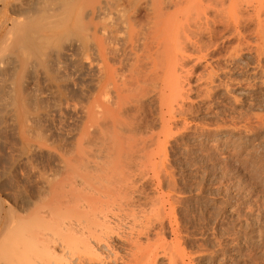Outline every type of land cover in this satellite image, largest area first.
<instances>
[{
	"label": "rangeland",
	"instance_id": "obj_1",
	"mask_svg": "<svg viewBox=\"0 0 264 264\" xmlns=\"http://www.w3.org/2000/svg\"><path fill=\"white\" fill-rule=\"evenodd\" d=\"M23 1L21 0H18V1L17 0H0V37H1L0 45L5 46L6 53L5 52L4 53L7 56L9 54L14 55V56L11 55L13 70L11 67V69L8 70L6 73L7 69L4 68L5 67L3 66L4 64H2L0 68L4 70V73H2L3 75L5 73H6L5 75H8L9 74L8 72L12 70L9 76L4 75V78H3L4 80L2 79L3 75H1L0 77V80L4 81V82H0L2 83L3 88L5 89L8 88L6 90L9 91L8 92L4 90L3 88H0L1 90L0 92L8 93V95L6 93H5L6 95L0 93V96H1L0 102L1 101L3 102L5 100L3 104L2 102L0 103V106L2 108L0 109V225L4 222H8L10 220L9 217L12 214H13L12 215L13 219L15 218V215L17 213H18L17 215L21 216V218L22 216H25V214H28L29 216L28 215L27 216L30 217V215L35 213L34 209L36 210L38 205H42L43 207V204H44L47 207L49 204H52V206H50L52 208L53 202H51L50 201L51 199L49 200V198L50 196H52L51 192L54 191L53 188L55 187V185L52 188L50 187V185H52L51 183L59 184L58 182H60L62 185L64 183L65 185H63L64 186L63 190H67L69 188L68 187L69 183H65V182L62 183L61 181H67L69 179L68 182H70L71 178H74L73 174L75 173V171L78 170L77 172H81L82 170H85L83 169L85 168V166H87L88 168L91 167V169H93L92 167H97V165L99 166L103 164L102 163L103 151L100 150L98 146L99 144L96 143L97 141L99 142V140L98 138H96L97 137V135L95 134L96 132L92 133V131H94V129H92L93 128L92 124L89 126V123H91L90 121L91 117L89 120L90 122L88 121V117L90 114L89 109L92 110L91 102H93L92 100L94 99V96L96 94L94 93L96 89L95 84L98 81L101 82V79H102L101 77L102 74L101 76L98 74L101 68L97 66L95 67L94 61L96 60L97 57L94 58L96 56L95 54H94L95 56L93 55V53H95L93 51L94 48L92 46L94 45V41L92 43L93 38L90 36L92 32V27H91L92 25L90 26V24L92 23L91 22L92 14H91L90 7L92 6L93 0H68V1L62 0L63 2L61 0H59V2H57L58 0H34L35 2L33 0H29L30 2H27V0H25V2L28 3L26 6H25L26 4L25 2L21 3ZM145 1H147L148 3H146ZM31 3H34L33 7L35 6L34 8L36 9L34 8L33 9L35 10V12H38V13L32 12L34 10L31 9L32 7L31 8L29 7L32 5ZM19 4H22V5H19ZM146 4H148V7H149V0H124V2L122 1V5H125L124 8L127 10L129 8L128 11L126 10L128 14L129 12H132V11L134 12L136 10L135 11L136 13L132 12L130 13V15L131 17L133 15L135 16V18L134 16L132 17L135 21L138 20L137 22L139 23L136 22L137 25L142 23L143 26H145L144 24L147 25L148 20H149L148 17L150 16L149 14H151V11H149L150 8H147ZM15 5L17 7H15ZM61 5L62 6L64 5V7H62ZM23 6H25V9L28 10L29 8L31 10L27 11L24 9ZM41 7L45 10V13L43 12V9ZM46 7L48 9L47 11L50 12V13L48 12V15L53 13L50 15V18L46 14ZM59 8L61 9L59 10ZM170 8L169 10H173L172 6H170ZM37 9L42 10V13L40 12V14H42V17L39 16L40 10L36 11ZM62 10L65 11L66 13L65 12L64 13L67 15H65ZM36 14H38L37 15L38 17L42 18L41 19L42 21L46 20V19H43V15L46 14L47 16L45 15V17H48L47 21L42 22V23L41 21L38 22L39 24L38 26H36V28L38 29L40 27L39 32L41 28H44V23H45V28H46V25H47L46 23L47 22L49 23L48 19H50V22H52V25H53V18L51 16L54 14H56V16H54V22L55 21L60 22L61 21L60 17H62V19L64 20L69 18V20H65V23L62 20L63 21L62 25L67 24V26L64 25L66 27L63 26L64 29L60 27L61 25H59L60 27L59 29L57 27L51 28V31L53 29L52 31L53 33L56 32L54 34H51L52 32L50 31V29L49 31L51 33L48 30L43 31L42 29V31L40 32L41 34L40 35L38 31L36 30V28L34 30H36L37 32H35L33 28H31V30H27V29H30L28 28L29 25L30 27H32L37 24L35 19H38L39 21L40 18H37ZM27 16L29 17L28 19H30L31 16L33 18L34 16L36 17L33 19L34 22H32L31 20L32 18L30 19L31 20L30 22H32L34 25L33 24L28 25L29 21L28 19L27 20L25 19L27 18ZM63 16L65 17L63 18ZM19 17H21L22 19L21 24H26L25 21H27V25L25 27V29L27 30V33H26V30L23 29L24 26L22 27L21 25L19 26V24H17L19 28L15 27L16 22H18L16 19L20 21ZM57 17L60 19L59 21ZM73 18L74 19L76 18V19L74 20ZM72 20L74 21L72 22ZM76 25H78V27L80 26V28L78 29V27H76L77 28L76 29L75 28ZM13 26H14V29H13ZM20 29H22L23 31L25 30V34H26L25 38H22L23 33L21 34L22 30L20 31ZM65 29H67L68 31H64ZM72 30L74 31V33L76 32L75 34L76 36L72 34L73 33ZM31 31L33 33L35 32L34 33L35 35L42 36V37L35 36L33 33H31ZM11 32H13V34ZM42 32L43 34L46 32L45 33V35L47 34L46 37L49 36L51 39H49V37L45 38V36L42 35ZM69 32H70V35H68ZM6 33L7 35L8 34L10 35L9 36L10 38L6 35ZM59 33L61 34V36L59 35ZM5 35H6V38H4ZM52 35H57V36L53 37ZM225 35H228V34L223 33L222 37L220 36L217 38L218 43L220 42L219 44L224 43L223 44V46L225 45L224 47H226V44L228 42L231 43V41H229L228 39V36H225ZM62 36L66 37L67 41L75 40V41H78L77 43H80L82 45L80 47L81 50H77V51L74 50L72 52L73 54L75 53L74 54L75 58L73 55H72L73 58L71 57V59H69L68 57L67 59L63 58L65 59L63 65H62L63 59L61 60V58H59L60 61L53 60L54 62L52 60H51L52 62L49 61L50 58H48L49 60L47 59L48 56L51 57L49 53L51 54L53 52L55 53L57 48L61 50L62 48H59V47H63L65 45V43H63L65 42L63 41L65 38H63ZM67 36L70 39H68ZM17 37H19L18 41L16 40ZM223 37L225 38V40H223ZM40 38L41 39L44 38V40L43 39L42 40L46 42L45 43L41 42L42 40ZM221 38L223 41H221ZM20 39L21 40L24 39V41H21ZM230 39L234 41L232 37ZM39 41L41 42L40 44H42L43 46L40 44H37V42ZM53 42H56L57 44ZM34 44L36 45V47ZM223 46H222L223 49L221 48L220 45H219L220 49L219 47L217 48V50L218 51L220 50V51L219 52L217 51L216 53H214L215 59L220 54L221 55L224 54L226 49ZM228 46H230V44ZM19 47H23V49L25 50L24 51L26 53L24 54L25 57L24 56L21 57L22 52L20 51L21 48L19 50L20 52H18ZM45 47H48V49H45ZM50 47H53V48H50ZM253 52H255V50H253L252 53ZM44 53L45 54L47 53L46 54L47 56ZM124 53L121 51V53H119V56L118 55L117 57L114 56L116 60H118L116 62L114 58V62H116L117 64L119 60L121 59V57L124 55L121 60L122 61L125 60V64L123 63L124 61L122 63L124 66L125 65L126 66L122 67L123 68L122 70L124 72H127L126 67H129L131 60H130V55L128 54V52L125 53L126 55L128 54V56H125ZM255 53L251 54V52L246 53L242 51L241 54L242 56L244 55V57H242L240 54L241 57L239 56L237 58L239 61L235 60L236 65H234V62H231V63L226 62V64L223 63L225 62V59L223 57L219 58V60L222 62L217 61L218 59H216L215 61L213 59L209 60V62L211 61L212 65H218L217 63L220 64L219 66H224V65L229 64L228 68L230 66L229 68L230 74L227 73L226 76L229 75L231 78L229 76H228L229 78L228 77L223 78V74H221L220 79L216 80V84H218L219 81L223 82L224 80L226 84L228 83V86L230 85L228 88L229 89L232 88V90L227 91L223 89L224 91H227L228 95H226L227 93L224 92L220 88L219 90L217 89L214 90V88H212V86L210 85V87L214 90L213 91L208 85L206 87V88L209 87L208 90L202 88L204 92L205 91L209 92L208 94L205 92L206 94L205 97L210 95L209 98L207 97V100H204L206 99L204 98L205 94H202L204 92L200 91V88H201V85L203 87L205 85H203L202 82L198 83L197 80H195L196 79L195 76L193 77L195 78L194 81H193V78L191 79V85L194 82L196 83L192 85V89L193 90L195 89L194 90L195 92L192 90L191 92L192 94L190 93V97H189L190 102H188L187 100L186 104L189 103L187 104L188 108L191 105L193 106L189 108V110H191L192 112V115H190L191 112H189L190 114H188L187 112L189 117L186 114V117H185L186 119H179L181 120V122L177 120V124L174 126L175 130L172 129V131H177V130L178 131L175 132V135L173 134L174 132H171V134H173L172 136L174 137H172V139L171 137L168 138L170 142L166 144V146H168L167 148L165 146L164 147L165 149L162 148L161 150V148H159L160 149L159 150V149H156L155 147L150 146V148L152 149L150 148L148 149L149 153L151 150L154 152V149H155V152H157L156 155H161V157L156 156L155 152L153 153L154 154V158H153L152 157L153 154L149 156V153H147L148 154L147 156L146 153L144 152L143 154L140 153L139 151L138 153L136 151L133 152L132 150L130 152V150L128 151L127 149V151H125V152H128L127 155L120 151L119 154L121 153L120 154L121 157L119 158L118 156V159H122L124 154L125 156H128V155L130 156L132 152L136 155H133L132 153L130 157L128 156L129 158L124 156L125 159L126 158L130 159L133 156L132 158L133 160L132 159L131 161L129 160L132 164L131 163L129 164L127 162L128 161L127 159L125 161L128 164H126V162L123 159H122L123 161L119 162L116 159L117 156L116 158H114L116 154L113 153L115 154L113 158L116 159L115 160L117 161L116 163L120 164L122 162H125L124 164L128 165L126 167H129L130 165V168L133 170H136V167H135L136 165L135 166H132V165L136 164V162L137 164L140 163L139 165H137V167L140 166V171L142 170V173L145 174L144 176L141 174L143 178L140 175L141 179H139V177L136 175L137 173L138 175L141 173L140 171L137 172L139 170L138 168H137V171L132 170L130 172H128L130 168H128L129 170L127 169V172L131 174L130 176L133 175V178L131 177L132 181L135 180L134 183H137L138 187L141 186L139 188H141L143 192L142 195L136 192L137 194H134L135 196L138 195L139 197L141 195L140 198L143 197L141 198L142 200H145V198L146 200H149V197L153 199L157 197L160 193L161 194L166 193V194L172 195V197L174 195H177L173 197V199L176 197L177 199L175 200L171 216L169 215V217L167 216L164 217L165 219L163 220V224L165 222V225H161L162 226V229H161L159 226L160 224H157L154 227L155 229L153 228L152 230L153 232L151 231L152 233L150 232L149 233L150 235L148 236H150L149 238L154 239V237L157 238L156 235L159 233L158 236L161 238V240L158 237L156 241L157 242L162 241L163 244H160L161 243L160 242L159 244L161 247L157 245L156 247L157 249L159 248L161 249L162 245L165 244L164 247L167 250H169V253L170 252L175 253L176 256L178 255L177 251H180L179 254L182 251L183 253L181 254L183 255L184 258L186 257V262L189 261L188 258L190 257L192 264H264V84H263L264 83V72H263L264 67L262 68V66H264L263 65L264 55L261 58L263 60H260V62L262 61V63L260 62L257 63L258 55H255ZM26 55H28L29 57H27ZM40 55H42L43 57ZM124 57H126V59L128 57V59L126 60ZM253 57L254 58L256 57V58L254 59ZM243 58H246V60ZM247 58L249 59L248 63H247ZM13 59H15L16 61L14 60L15 61L14 62ZM256 59H257V62H256ZM68 60L69 61L72 60V65L66 64V63H69ZM251 60L253 63H249L251 62ZM90 61L91 62L93 61L92 62L93 65L89 66V64L91 63ZM127 61L129 63H126ZM58 62H60V64ZM243 62L247 63V64L245 63V67H243L244 65ZM51 63L53 66L51 65ZM189 63H193V61H189L188 65H190ZM248 64H250L251 66ZM254 64L255 65L257 64V66L258 64L260 65L259 67H256ZM13 65L15 66V68ZM49 65H51L52 67ZM61 65L63 67H61ZM233 66H234V69H233ZM27 68L29 69L35 68V69L33 70L31 69L29 72ZM201 68L204 71V68L199 66L196 69V72L201 70ZM97 70H99V72ZM249 70L252 72V74L250 73ZM248 73H249L248 75L249 77L248 76L245 77V75H247ZM260 73H262V75ZM22 75L25 77V79ZM21 76L23 77V79H21L22 78ZM98 76H100L99 77L100 80L99 78H97ZM252 76L254 77V79ZM238 78H241V79L238 80ZM243 78L245 81H243ZM248 80L250 82H248ZM10 82L12 84H10ZM100 82L96 84L97 87L99 86ZM234 82L236 83V85ZM238 82L240 85L238 84ZM251 82H252V86L250 85V88H249V85L247 83L250 84ZM244 83L247 84L248 86L244 85ZM3 84L4 85L6 84V87ZM197 86H198L199 92L196 91ZM246 87L247 89H245ZM9 88H11L10 90L11 92H13V94L10 92ZM149 89H147V93H146L147 95L145 94L146 91L141 93V94H144V96L146 95L145 97L142 96L144 98H142L140 96L141 94L139 93L140 95L137 94L138 97L140 96L139 100L136 99V97H134L133 99H136V100H132V101L130 100V102H128V104L129 103L134 104V105L131 104L132 107L135 106V108L137 109L133 107L131 110L130 109L131 105L129 104V107L126 106V109L127 108L130 109L128 110L130 114L126 112L128 114L127 116L126 113H124V117L125 115L127 116L126 118H131L129 116H133L136 114L137 116L136 115L135 116L137 117V119L139 116L138 114L142 113V115L140 114L141 117L139 118V120L142 118L143 114L145 113L146 117H143L142 121H139L136 118H135V121L136 122L138 121L139 126L143 127V128L141 127L142 129L139 127V129L143 131V134L146 137L147 135L152 133L150 131H153V134H155V131H156V134H158L157 131H159V133L161 131V128L159 127L160 123H159V120L157 119L158 111H157V106H156L157 104L156 97L152 94V89L151 90ZM148 90L151 91V96H149L150 92ZM211 90L213 92H211ZM196 92L200 93L201 95ZM9 93L11 94L10 96H12L11 97L12 102L11 100H9L10 98L8 99ZM216 93L218 95L221 94L223 97L221 95L218 96ZM222 93L225 95H223ZM229 93L231 94L230 96H229ZM2 95H5L7 97V100L5 96H4L5 99H3ZM114 95L115 94L113 93L111 94L112 98L114 97ZM212 95L215 97H213ZM147 96H149L151 99L148 97L149 98L148 100V98H146ZM197 97L198 98L200 97V100ZM194 98H197V99H194ZM141 99L143 101L146 100L145 102L147 104L145 102L143 103ZM193 100L195 101L191 102ZM135 101L137 102L142 101V102L141 103L139 102V104L137 105V102L135 104ZM10 103L11 105L8 106V104ZM1 104L4 105V107ZM142 104L146 106L143 107ZM152 104L153 105L155 104L156 107L155 106L153 107ZM148 105L149 107L147 108ZM152 107L155 108L156 111H154L155 109L153 110ZM138 108L140 109L139 111H138ZM149 108H152L151 110H153V112H151ZM193 108L196 111L193 112ZM134 111H135V114H134ZM136 111H138V114L136 113ZM131 112L133 113V115H131ZM250 113L252 115L254 114V116H251ZM247 114L248 115L250 114V115L247 116ZM7 115L10 117V119ZM250 116H251L250 119L246 118ZM245 118L247 121L245 120ZM248 119L250 121H248ZM6 120L9 122L11 121L12 125L11 123L7 124ZM144 121H145V124H143ZM147 121H148V124L146 123ZM182 122L183 123L186 122L185 126L186 125L187 126L185 127L183 124V128H182L181 127ZM220 124L221 126L223 125L222 127L223 129L221 128ZM240 125H242V127ZM176 126L177 128H181V129H176ZM147 127L150 129H148ZM144 130L147 131L146 132L147 135ZM93 134L96 135L95 139H93V136H95ZM93 143H96V144H93ZM94 145H97L98 147ZM95 147L97 148V150ZM98 148L100 151L98 150ZM124 150H126V148L123 149V151ZM157 150H159V152L161 151L160 152L161 154H159ZM79 151L82 152L81 155ZM97 152L98 154L101 152L100 153L101 156L100 155L98 156V154H95ZM76 153L79 155L77 156ZM105 153L106 152H104V154ZM139 153L140 155H138ZM119 154L117 153V155ZM141 154L145 155L146 157L143 156L145 157L143 158ZM105 155L107 156V153ZM137 155H138L137 160L138 158L139 159L141 158V160L142 159L145 160L148 157L149 158L152 157L151 162L148 159H146L145 161H139V160L136 161L134 159V156L136 157ZM106 156H104L105 163H109L107 162ZM95 157L97 161H94ZM98 157H101L100 162L98 160L100 158ZM107 157L109 158L110 156L108 155ZM113 158L111 157L110 158L111 161L109 159L108 161H110L111 163L113 161ZM158 159L160 160V162ZM132 161H134V163ZM92 162H95V163L91 164ZM164 162H166L168 166ZM89 163L92 166L87 165ZM144 163H146L147 165ZM149 163L151 164V166ZM159 164L160 166L162 165V167L164 166L165 168L163 167L162 169L161 173L163 174L160 176L161 179L160 178L158 179L159 180V183H158L157 182L158 180L156 181L153 179V177L151 178L152 173H153V171L151 173V170H153L154 167L156 168ZM152 165H153V168H152ZM148 166L151 167L152 169L149 168ZM70 168L74 169L75 171L72 169L70 170ZM147 168L148 170H146ZM87 170H85V172H87ZM68 172L70 173L73 172V173H71L72 175L70 176V174L69 175L67 174ZM82 173L84 174V171L81 172V174ZM78 174H75V176H77ZM167 174L169 175V177ZM64 178H66V180H64ZM136 178L138 181L139 180L140 181L137 182ZM149 180H151L152 182ZM169 181H171L172 183ZM168 182L170 185H168ZM162 184L164 187L162 186ZM167 186L169 189H167ZM174 186H176V188ZM59 187L62 188L61 185ZM49 188L52 189L53 191L50 190L51 192H49ZM171 188L176 189V190H173ZM55 190L58 191V188ZM63 190L61 191L59 190V192L63 194L64 193L62 192ZM161 191H163V193ZM144 194L147 196L144 197L145 196ZM58 195L55 194L54 196L51 197L52 200L55 202V204H57L56 202L58 201L60 202V198H59L60 195L59 196ZM55 196L56 197L58 196L59 200L56 199ZM47 200H49L50 202H48ZM45 202H48L49 204ZM55 204H54V207H55ZM36 205L37 207H35ZM32 208L34 209L32 210ZM44 208L43 210L40 209L36 212L42 213L41 210L42 211L48 210V208H45V209ZM30 210L32 212H29ZM46 213H47L46 215H49L48 212ZM52 214H50L51 215L50 217H54L55 214L53 215ZM57 215L58 213L55 216ZM26 217H24L25 222L23 221L22 223L23 225L19 228V230H17V235L15 234L14 235L15 238H12L14 240L11 239L12 240L11 244L12 245L15 244L14 246H16V242L13 243V241L17 240L18 241L17 243L18 244L20 243L21 245L19 244V248H15V249L19 250V252L22 250L21 248L24 245V243H25L24 249L25 247H27V249L29 247L30 250L25 252L24 254L23 252L25 250L23 252L21 251V254L17 253L20 255L21 259L25 255H28V254L29 255L27 257L29 256L32 257L30 258V261H29V260H26L27 257L25 256V258L23 259L26 260L25 261L26 263L29 262L28 264H32L34 260H35V264H38L39 261L45 262L46 259L47 260L49 259V256H47L46 254H43L44 251L43 249L41 250V247L43 244L41 239H43L42 237L44 236L46 238V235H48L49 233H50L49 234L50 236L55 234L56 231L54 230H56V228H54L55 227L54 226L53 227L54 230L52 229V232L50 231L51 229L50 228L49 231L47 230L48 232L47 231L46 233L44 232L45 235L42 234L43 236L39 233L40 236H42V237L38 236V238L39 237L41 238L40 239L41 242H37L38 238L36 236L38 235V231L36 232V230H39L41 233H43L42 230L44 229V227L47 226L48 224L50 226L52 221L56 223L58 220L57 218H59V216L55 218L56 220L49 218V216L48 218H46L47 216H45L44 221L42 220L43 218L41 219L42 221L39 219L38 221V220L30 219L33 216H31L29 219H27L28 217L27 218ZM36 218L37 216L35 217V219ZM167 218H169L168 219L169 222ZM167 224H169V226ZM48 228L49 227H47V229ZM161 232H162V236L160 235ZM13 234L14 232L9 234V236H13ZM22 238L25 239L24 242H23L24 239ZM144 239L146 240L145 237ZM144 239L142 237V241ZM152 239H150L151 242H154L155 239L154 241ZM176 239H178L179 241ZM19 241H22L23 243ZM37 243L40 244L41 246L38 245ZM35 244L36 246L38 245L39 249H37L36 246L34 247ZM10 245L8 246V248L10 249L14 248V246L13 247L11 246L12 247L11 248ZM56 247H55V251H56L55 253L57 254V252H59L58 251L59 248L58 247L56 248ZM34 248L36 250H31ZM165 248L161 250H157L158 253L159 251L161 253L166 251ZM40 250L43 252H41L42 254L38 253V255L40 256H37L35 252H39ZM2 251L4 252L6 250L3 249ZM8 251L10 250L8 249L6 251L7 254L11 252V251L10 252ZM13 251L12 253H14ZM16 251L14 254H16ZM12 253H10L12 260L14 258L16 259L15 255L12 256ZM0 254H1V250H0ZM19 255H17V257ZM8 257L9 256L6 257V260ZM15 259H14V262L17 261ZM23 259H22V262L24 261ZM49 260H51L52 262L51 264H62L60 258L55 257V256H51ZM10 261L9 263L8 262L7 263L10 264ZM14 262L11 261V263L13 264L17 263V262L15 263ZM41 262L39 264H43V262L42 263ZM167 262H168V258L166 256L160 255L156 259V264H166ZM180 262L181 261H179L178 264H181Z\"/></svg>",
	"mask_w": 264,
	"mask_h": 264
},
{
	"label": "bare ground",
	"instance_id": "obj_2",
	"mask_svg": "<svg viewBox=\"0 0 264 264\" xmlns=\"http://www.w3.org/2000/svg\"><path fill=\"white\" fill-rule=\"evenodd\" d=\"M21 1H23V0H21ZM122 1L124 2V0H93L92 6L90 7L91 14H92V20H91L92 23L90 24V26L92 25L91 26L92 32L90 30L89 31L91 32L90 36L93 38L92 43L94 41V45H92V46L94 48L93 51L95 53H93V55L94 54L96 55V56L94 55L95 56L94 58L97 57L96 60L94 61V63H95V67L97 66V67L101 68L100 69L101 73L99 72V70H97V71L99 72L98 74L100 76L102 74V76H101L102 79H101V82L98 81V82H100L98 87L96 85L98 83L97 81H96L97 83L95 84L96 89H95L94 93H96V94L94 96V99L92 98L93 99L92 100L93 102H91L92 104L90 103L92 105V110L89 109L90 114L88 117V121L90 120V117H91V120H90L91 123H89L90 121L88 123H89V126L92 124L93 128L92 127L91 128L94 129V131H92V133L96 132L95 134L97 135V137L95 134H93V135H95V136H93V139H95V137L98 138L99 142L96 139V141H97L96 143L99 144L98 146H99L100 150L103 151L102 157L104 158V156H106L105 155L106 153H107V156L108 155L110 156L109 158L106 156L107 162H109V163H105V158L104 159L102 158L103 164L100 163L102 165H99V166L97 165V167H92L93 169H91V167L88 168L87 166H85V168H83V169H85V170L89 169V170H87V172H85V170H82L81 172L84 171V174L83 173L81 174V172H77L78 170L75 171L74 169H72L73 167L70 168V170L72 169L75 171V173L73 174L74 178L70 177L71 180L72 179L73 180L72 181L70 180V182H68L69 179L67 181H61L62 183L63 182L69 183L70 186L68 185L69 188L68 189L66 188L67 190H63L64 189L63 185H65L64 183L62 185L60 182H58L62 186V188H60L59 187L60 185L56 184V183H51L52 185H50V187H52V188L55 185V187L53 188L54 191L49 188V192H51L50 190H52L54 192V193L51 192L52 196H54L55 194L58 195L60 193L59 190L60 191L63 190L62 192H64L63 194L60 193L62 196L59 194L61 197L58 195L60 198V202L59 201H58L59 203L56 202L57 204H55V202L51 198L52 196H50V194H49V196H50L49 200L51 199L50 201L53 202L52 208L50 207V206H52V204H49L48 202H50V201L47 200L48 202H45V203L49 204V205L46 204V205H48L47 207L43 204V207H42V205H38V207L36 205L35 206V207H37L36 210L34 209L35 207L32 208V210L34 209L36 214L34 212H33L34 214L30 213V214H32V215H30V217L33 216L31 218L28 217L29 216L28 214H25V216H22V218H21V216L17 215L18 213L17 214L15 213L16 215H15V218L13 219L12 218L13 214L11 213L12 215L11 214H10L11 216L9 215L10 216L9 219L10 220L13 219V220L12 221L9 220L10 222L9 221L4 222L0 225V250H1L0 264H8L10 259H11V261L14 262L15 258L13 257L14 259L12 260L10 253H12L13 250H14L13 252L15 253V251L17 250L15 248H19L20 243L18 244L17 243L18 241L15 240V241H13V243L16 242V246H14L15 244L12 245L11 241L14 240L12 238H15V236H14L15 234L17 235V230H19V228L23 225L22 224L23 221L25 222L24 217H26L27 215H28L27 216L28 218L26 217L27 219L30 218L33 220H38V219L41 220L43 218L42 219L43 221H44L45 216H47L46 218H48V216H49V218H52L53 220L59 216V218H57L58 220L56 223H54V221H52L53 225L51 223L50 226L48 224L47 226L44 227L43 230H45V228H46V230L45 231L42 230L43 233H41L39 230H36V232L38 231V235L36 236L38 238V236H40V234L45 235L46 231L47 230L49 231L50 228H51L50 229L51 232H52V229L54 226H55L54 228H56V230L53 229L56 232L52 236H50L49 235L50 233H49L48 235H46V238H45V236L42 237L43 235L40 236L43 239H41L39 237L37 240V238H36L37 242L42 241L43 244L41 243L42 244L41 250L43 249V251L45 253L41 250L39 252H35V253L37 254V256H40V255H38V253L43 252V254H46L47 256H49V259L51 258V256L58 257V258H60L62 264H156V259L160 255L166 256L168 258V262L166 264H178L179 261H181L180 262L181 264H192L190 257L188 255L187 256L189 257L188 258L189 261L186 262V257L184 258L183 255L181 254V253H183L182 251L180 253L181 255L179 254L180 251H177L178 255L176 256L175 253H171V252L169 253V250H167L164 247L165 244L162 245L161 249L165 248L166 251L162 250L164 252L161 253L159 251V253H158L157 250H161V249L160 248L157 249L156 248L157 245L159 247H161L160 244H163L162 241H159V242L156 241L159 237L158 236L159 233L158 234L156 233L157 238L153 236L155 241H154V239L149 238L150 236H148V235H150L149 233L153 230V228L157 224H160L159 226L161 229H162L161 225H165V222L163 224V220L165 219L164 217L165 216L169 217V215L171 216L175 200L177 199V197L174 199H173V197L177 196V195H174L172 197V195H169L166 193L164 194L163 191H161L163 194L160 193L157 197H155L153 199L149 197V200H146V198H145L146 201L142 200L141 198H143V197L140 198V196L143 194V192H142L141 188H139L141 186L138 187V184L134 183L135 180L132 181L131 177L133 178V175L130 176L131 174H129L128 172L132 171L133 169L130 168V165H129V167H126V166H128L126 164L131 163L130 161L133 158V156L130 159H128V158L132 155L133 152L136 151L138 153V151H139L142 154L144 152L148 156L147 153H149L148 149L150 148V146L155 147L156 149L161 148V150H162V148H164L166 146V144H168V142H170L168 138L171 137V139H172V137H174L172 135L173 134L175 135V132H177L178 130L172 131V129H174V126L177 124V120L186 119L185 117H186L187 112H188V114H190L189 112H191V110H189V108L193 107L191 105L188 108L187 104H189V103L186 104V102H187V100H188V102H190L189 97H190V93L193 90L192 85L195 83L194 82L191 85V79L194 76L196 79L193 78V81L195 79V80H197L198 83L202 82V84L205 85L204 87L201 85L200 91H203L202 88L208 90L210 85L212 86V88H214V90H216V89L219 90V88L222 90L223 89L227 90V91L232 90V88L231 89L228 88L230 85L228 86V83L226 84V82H224V80H223V82L219 81V83L216 84V80L220 79L221 74H223V78H226L229 76V75L226 76L227 73L230 74L229 73L230 72V69H229L230 66L228 68L229 64L224 65V66H219L220 65L219 63H217L218 65H212L211 61L209 62V60L213 59L215 61L216 59H218L217 61H220L219 58L223 57L225 59V62H223V63L226 64V62L227 63L228 62L229 63L234 62V65H236L235 60H238L237 58L240 56L242 51H244L246 53L251 52V54L256 52L255 55H258L257 56L258 62L256 59L257 63H259L260 60H263L261 58L264 55V0H149V7H148V4H146L147 5L146 7L150 8L149 11H151V14H149L150 16L148 17L149 18L148 23L146 22L147 25L144 24L146 27L143 26V24L141 22H140L141 24H139L141 26L136 24V22L138 20L136 19L137 21H135L132 18L134 15L132 17L130 15V13H132L133 11L129 12V14H128L127 11L129 10V8L126 7V8H128V10L125 9L124 8L125 5H122ZM24 2H25V0L21 3H24ZM27 2H30V1L27 0ZM57 2H59V0ZM145 2L148 3L147 1H145ZM27 4L28 3H26L25 6ZM31 4H32L31 6H29V5L28 6L30 8L32 7L31 9H33L35 7V6L33 7L34 3H31ZM19 5H22V4H19ZM25 6H23L24 9H25ZM170 6L173 7V10H169ZM15 7H17V6L15 5ZM15 7H13V8H15ZM62 7H64V5ZM31 9L28 8V10L27 9H25V10L29 11ZM34 9H36V8H34ZM60 9L61 8H59V10ZM39 10L37 9L36 11H39V16L42 17V14H40V12L42 13V10L41 9H39ZM47 10L48 9L46 7V14L48 15L49 11H47ZM66 10H68V9H66ZM32 12H35V10ZM43 12L45 13L44 9H43ZM64 12L65 11H63V13ZM35 13H38V12H35ZM51 14H53V13H51ZM37 15L38 14H36V16ZM45 15H43V19H46L45 21H47L48 17H45ZM50 15H48L49 18H50ZM65 15H67V14H65ZM54 16H56V14L51 16L53 18V25H52V22H50V19H48L49 23L47 22L46 24L47 25L50 23L51 24L48 25V27L46 25V28H47L46 29L45 23H44L45 29L41 28L40 32L42 31V29H43V31L44 30L49 31V29L51 31V28L57 27L59 29L61 27L64 29V27L67 26V24H64L66 26H64L62 24H63V21L65 23V20H69V18L64 20V19H62V17H60L61 18L60 22H56V21L54 22ZM40 17L37 16V18H40ZM64 17L65 16H63V18ZM19 18H20V21L18 19H16L18 22H16L15 27L19 28V26L21 25L22 27L24 26L23 29H25V27L27 25V21H25L26 24H21L22 19H21V17H19ZM28 18L29 17L27 16V18H25V19L27 20ZM31 18L30 19L32 20V22H34L33 19L36 17L34 16V18H33L31 16ZM134 18H135V16H134ZM30 19H28L29 22L31 21ZM41 19L42 18H40L39 21H38V19H35L37 22L36 25H34L32 22H30V23L28 22V25L33 24L34 26H32V27H30V25H29V27L27 26L28 28H30L27 30H31V28H33V30H34L36 28V26H38V24H39L38 22H40V21H41V23L45 22L44 20L42 21ZM59 20L60 19L58 18V21ZM74 20H72V22ZM25 22H23V23H25ZM137 23H139V22H137ZM17 24H19V26ZM59 25H61V26L59 27ZM70 26H72V25H70ZM76 27H78V25H76L75 28ZM39 28L38 29L36 28V30L40 34ZM69 28H68V30H69ZM79 28H80V26L78 27V29ZM13 29H14V26H13ZM21 30L22 29H20V31ZM25 30L24 31L22 30V32H21V34L23 33L22 34L23 37L21 36L22 38H25V35H26ZM27 30H26V33H27ZM36 30H34V31L37 32ZM68 30L65 29L64 31H68ZM32 31H31V33H33ZM52 31H53V29H52ZM77 31H79V30H77ZM61 32H63V31H61ZM80 32H82V31H80ZM11 33L13 34V32H11ZM45 33L43 34V32H42V35H44L45 38H48L49 36L46 37L47 34L45 35ZM54 33H56V32H54ZM54 33L52 32L51 34H54ZM60 33H59V35L61 36ZM223 33L228 34L225 36H228L229 41H231V43L226 42L227 43L226 47H224L225 45L223 46V44H224L223 42H221L223 44H219L220 42L218 43V41H217V38L220 36L222 37ZM29 34H30V32H29ZM72 34L75 35L76 32L74 33V31H73ZM6 35H7V33H6ZM6 35L4 38H6ZM68 35H70V32ZM7 36L9 37L10 35L8 34ZM31 36H33V35H31ZM35 36L42 37V36H38V35H35ZM52 36L54 37L57 35H52ZM71 36H73V35H71ZM205 36L207 37V39ZM229 36H231L232 39H234V41H232L230 39L231 37H229ZM224 37H223V40H225ZM18 38L19 37H17V39L15 38V39L18 41L19 40ZM63 38H65L63 40L65 42H63V41L62 42L65 43V45L63 47H59V48H62L61 50H59L57 48L56 51L57 50L58 51L57 52L55 51V53L52 51L54 54L49 53L51 55V57H49V56L47 57V59L50 58V60L48 59L49 61H51V60L52 61L53 60L58 61L59 58H61V60H62L63 58L67 59V57L69 59H71L72 55L74 56V54H75V53L74 54L72 53L74 50H76V51L81 50L80 47L82 45L80 43H77L78 41H75V40L70 41L69 40L70 41L69 42L66 40V37H63ZM67 38H68V36H67ZM13 39H14V37H13ZM37 39H39V38H37ZM42 39L44 40V38H42ZM49 39H51V38L49 37ZM53 39H55V38H53ZM68 39H70V38H68ZM43 40L41 42L45 43L46 41L44 42ZM223 40L221 38V41H223ZM1 41H2V39H1ZM21 41H24V39ZM66 41H67V43H66ZM41 42L39 41V42H37V44H40ZM56 42H57V40H56ZM56 42H53V43L57 44ZM217 43L221 46V48L223 46L226 50L224 49L225 52L222 55L219 53L220 55L219 56L217 55L218 57L215 59L214 53H216L218 51L217 48L219 47V45ZM229 44H230V46H228ZM40 45H42V44H40ZM46 45H47V43H46ZM227 46H228V48H227ZM35 47H36V45H35ZM53 47H50V48H53ZM20 48H21V50H20ZM50 48H49V50H50ZM22 49H23V47H19L18 52L21 51L23 53L25 50L23 49V51H22ZM45 49H48V47H45ZM219 49H220V47H219ZM49 50H48V52H49ZM253 50H255V52L252 53ZM13 51H14V49H13ZM121 51L123 53L128 52V54L130 55L131 63L129 64V67H126L127 72H124L122 70L123 69L122 67L126 66V65L125 66L123 65V63L125 64V60H123L124 62L121 60L124 55L122 57L120 56L121 59L118 58L120 60L116 64V62L118 60H116L115 57H117V55L119 56V53H121ZM4 52H5V46L0 45V68H1V65L4 64L3 66H5L4 67L5 69H7L6 70V73H7V71L10 70L12 67V57H11L12 54L10 55L8 53L9 55L7 56L5 54L6 52L5 53ZM22 53H21V57H23L24 54H26L25 52L23 54ZM128 54L127 55L125 54V56H128ZM28 55H26V56L29 57ZM42 55H40V56H42ZM12 56H14V55H12ZM241 56H242V54H241ZM242 57H244V55ZM74 58H75V56H74ZM114 58H115L116 62H114ZM124 58L126 59V57H124ZM127 59H128V57H127ZM243 59L246 60V58H243ZM14 60L15 59H13V61ZM64 60L65 59L62 60L63 63L61 62L62 65L64 64ZM252 60L249 63H253ZM70 61H71V63H70ZM70 61L68 60L69 63H66V64L72 65V60H70ZM189 61H193V63H189L190 65H188ZM238 61H236V62H238ZM248 61H249V59L247 58V63H248ZM92 62L89 64V66L93 65ZM220 62H222V61H220ZM58 63L60 64V62H58ZM126 63H129V62L127 61ZM223 63H222V65H223ZM245 63L243 65V67H245ZM260 63H262V61ZM51 65H52V63H51ZM51 65H49V66H51ZM56 65H54V66H56ZM62 65H61V67H63ZM248 65H250V64H248ZM259 65L260 64H258V66H257V64H256L255 66L259 67ZM199 66L203 67L204 71L201 68L202 71L197 70L198 72H196V69ZM238 67H240V66H238ZM263 67L264 66H262V68ZM14 68H15V66H14ZM58 68H59V66H58ZM27 69L30 72V70L32 68H30V69L27 68ZM33 69H35V68H33ZM233 69H234V66H233ZM256 69H258V68H256ZM12 70H13V67H12ZM12 70L10 72H12ZM261 71H263V70H261ZM10 72H8V73L11 74ZM2 73H4V70L0 69V77H1V75H3ZM31 73H32V71H31ZM250 73L252 74L251 71H250ZM9 74L5 75V76H9ZM260 74L262 75V73H260ZM4 75H3L2 79L4 78ZM248 75H249V73L247 75H245V77ZM100 76H98L97 78H99ZM23 77L21 79H23ZM260 77H262V76H260ZM7 78H6V80H7ZM241 78H238V80ZM24 79H25V77H24ZM250 79H251V77H250ZM253 79H254V77H253ZM99 80H100V78H99ZM230 81H231V79H230ZM243 81H245L244 78H243ZM0 82H4V81L0 80ZM248 82H250V81L248 80ZM260 82H262V81H260ZM10 84H12V83L10 82ZM238 84H239V82H238ZM247 84L249 85V88H250V85L252 86V82L250 84L249 83H247ZM247 84L244 83V85H247ZM208 85H209V87L206 88ZM235 85H236V83H235ZM253 85H254V83H253ZM4 86L6 87V84ZM0 88H3L2 83H0ZM233 88H234V86H233ZM3 89L6 90L8 88H6V89L3 88ZM10 89L11 88H9V90ZM147 89H149V90L152 89V94L156 97V103L157 104L156 103L155 104L157 106V111H158L157 115L158 116L157 115H155V116H157V119L159 120V123H160L159 127L161 128V131H160V133H159V131H157L158 134H156V131H155V134H153V131H150L152 133H150L149 134L150 136H149V135H147L146 130H148L150 128L147 127L148 129L144 130L146 135H147V137H146L143 134V131H141L139 129V127H140L139 122L135 121V118L137 119V117H136L137 115L135 114V111H134V114L136 116L133 115V113H132L133 111H132L131 115H133L134 117L129 116L131 118H126L128 116V114L126 112L129 113L128 110H130V109L132 110L133 107L135 108V106L132 107V105H134V104L129 103L130 105L132 104L130 109H128V108L126 109V106L129 107L128 102H130V100L131 101L136 100V99L139 100L140 96L141 97L144 96V94H141V93L146 91L145 92V94H146ZM245 89H247V87ZM212 90H211V92L214 91V90L213 91ZM6 91H8V90H6ZM196 91L199 92L198 86H197ZM227 91H224V92L227 93ZM10 92H11V90H10ZM149 92H150L149 96H151V91H149ZM198 92H196V93H198ZM205 92L207 94L209 93L208 91H205ZM205 92L204 93L201 92V93L205 94ZM0 93L5 94L6 92L5 93L0 92ZM11 93L13 94V92H11ZM112 93L115 94L113 98H112L113 95L111 96ZM6 94L8 95V93H6ZM137 94L140 96L138 97ZM198 94H200V93H198ZM5 95H2L3 99H5L4 98ZM10 95L11 94L9 93V96H8V99L10 98L9 100L12 99L11 98L12 96H10ZM219 95H221V94H219ZM223 95H225V94H223ZM226 95H228V93ZM230 95L231 94L229 93V96ZM149 96H147L146 98H148ZM205 96H206V94L204 95V98H206L204 100H207V97L209 98L210 95L207 97H205ZM134 97H136V99H133ZM144 97H142V98H144ZM213 97H215V96H213ZM149 98H148V100H149ZM197 98H194V99H197ZM110 99H111V101H110ZM198 99L200 100V97ZM202 99H203V97H202ZM202 99H201V101H202ZM6 100H7V97H6ZM4 101L3 102L1 101L2 104L4 103ZM142 101H138V102L135 101V104L137 102V105H138L139 102L141 103ZM145 101H143V103ZM194 101L195 100H193L191 102H194ZM11 102H12V100H11ZM5 103H7V102H5ZM133 103H134V101H133ZM149 104H151V103H149ZM155 104L154 105L152 104L153 107L155 106ZM191 104H193V103H191ZM10 105H11V103L8 104V106H10ZM2 106L4 107V105H2ZM6 106H7V104H6ZM141 106H140V108H141ZM144 106H146V105H143V107ZM148 107H149V105L147 106V108ZM152 108H149V110L151 112H153V110L155 109V108H153V110H151ZM0 109H2L1 106H0ZM135 109H137V108H135ZM139 110L140 109L138 108V111ZM138 111H136L137 114H138ZM154 111H156V109ZM194 111H196V110H194V108H193V112ZM142 112H144V111H142ZM124 113H126L127 116L125 115V117H124ZM140 114L142 115V113H140ZM140 114H138L139 116H138L137 120H139V118L141 117ZM190 115H192V112ZM249 115L247 114V116H249ZM251 116H254V114L253 115L251 114ZM251 116L246 117V118L250 119ZM143 117H146L145 113L143 114L142 118L139 121H142ZM188 117H189V115H188ZM257 117H255V118H257ZM246 118H245V120H246ZM9 119H10V117H9ZM249 119H248V121H250ZM145 120H146V118H145ZM179 121L181 122V120H179ZM8 123H11V121L10 122L7 121V124ZM140 123H142V122H140ZM146 123L148 124V121ZM151 123H153V122H151ZM244 123H245V121H244ZM143 124H145V121ZM183 124L185 126L186 122H184V123L182 122V126H181L182 128H183ZM11 125H12V123H11ZM242 125H243V123H242ZM242 125H240V126L242 127ZM220 126H221V124H220ZM7 127H8V125H7ZM7 127H6V129H7ZM222 127H223V125L221 126V128ZM144 128H146V127H144ZM152 129H153V127H152ZM176 129H181V128H177V126H176ZM171 132H174V133L171 134ZM144 137H146V138H144ZM93 142H95V141H93ZM96 143H93V144H96ZM94 146H97V145H94ZM167 147L168 146H166V148ZM99 148H98V150H99ZM125 148H126V150L123 151V149H125ZM127 149H128V151L130 150V152H131V150L133 151L130 156L128 155L129 157L125 156V154L127 155V153H128V152H125V151H127ZM150 149H152V148H150ZM96 150H97V148H96ZM159 150H157V151L159 154H161L160 153L161 151L159 152ZM120 151L125 153L124 154L125 157H128V158H126L128 160L127 161L128 163L125 161L126 159L124 158V156L122 159L126 162V164H124L125 162H122L120 164L116 163L117 162V161H115L116 159L119 162L123 161L122 159H118V156H119V158L121 157V155H120L121 153L119 154ZM104 152H106V153L104 154ZM154 152H155V149H154ZM154 152L151 150L149 153V156L151 154H153ZM79 153L81 155L82 152L79 151ZM100 153L98 154V152H97L95 154H98V156H99ZM113 153H115L116 155ZM117 153L119 155H117ZM140 153L138 155H140ZM142 154H141L142 157L145 156ZM156 154H157V152H155V155ZM76 155L78 156L79 154L76 153ZM114 155H115L114 158H116V156H117L116 159L113 158ZM133 155H136V154L133 153ZM138 155L136 157L134 156V159L136 161H138V160L139 161H145L146 159H148L151 162V158L152 157L154 158V154H153L151 158L148 157L145 160L144 159L141 160V158L140 159L138 158V160H137ZM156 156L161 157V155H156ZM111 157L113 158L114 162L112 161L110 163ZM145 157H143V158H145ZM98 158H100V159H98L100 162L101 157H98ZM108 159L110 161H108ZM103 160H104V162H103ZM91 161H93V160H91ZM94 161H97L96 157H95ZM132 162L134 163V161H132ZM159 162H160V160H159ZM93 163H95V162H92L91 164H93ZM146 163H144V164H146ZM153 163H154V161H153ZM164 163H166V162H164ZM91 164L89 163L87 165L92 166ZM139 164H137V162H136V164L132 165V166L136 165L135 166L136 170H133V171H137V168L139 169L137 172L140 171V166L137 167V165H139ZM142 164H143V162H142ZM166 165H167V163H166ZM150 166H151V164H150ZM154 166H156V165H154ZM163 167H162V165L160 166V164H159L156 168L155 167L153 168V165H152L153 170H151V173H152V171H153V173H152L151 178L153 177V179L157 181L160 178V176L163 174V173H161ZM128 168H130V170ZM149 168H151V167H149ZM127 169L129 170L128 172H127ZM146 170H148V168ZM140 172L141 173L139 175H138V173L136 174L139 177V179H141L142 175L143 176L145 175L142 173V170ZM71 173H73V172H71ZM71 173L68 172L67 174L68 175L70 174V176H71L72 175ZM171 173H173V172H171ZM75 174H78V175L75 176ZM134 174H135V172H134ZM140 175H141V177H140ZM168 177H169V175H168ZM66 178H64V180H66ZM136 180H137V178H136ZM139 181L137 180V182H139ZM149 181H151V180H149ZM157 182L159 183V180ZM169 182H171V181H169ZM169 182H168V185H170ZM172 182H173V180H172ZM161 183H163V182H161ZM136 184H137V186H136ZM162 186H163V184H162ZM56 187L58 188V191L55 190V189H57ZM174 187L176 188V186H174ZM145 189H146V187H145ZM167 189H169L168 186H167ZM171 189H173V188H171ZM173 190H176V189H173ZM136 192L140 193L141 195L139 197H138V195L135 196L134 194H137ZM169 192H171V191H169ZM174 193H175V191H174ZM146 194H148V193H146ZM58 196L57 197L55 196V197H56V199L59 200ZM146 196L147 195H145L144 197H146ZM54 204H55L56 208L54 207ZM44 207L48 208V210L42 211ZM59 207H61V208H59ZM40 209H42L41 210L42 213L36 212ZM58 210H59V212H58ZM29 212H32V211L30 210ZM46 212H48L49 215H46L47 214ZM53 212H55V213H53ZM56 212L58 213L57 216H55L57 214ZM52 213L55 214L54 217H50L51 216L50 214H52ZM37 214H39V215H37ZM40 214H42L44 217ZM36 216H37V218L35 219ZM7 218H8V216H7ZM168 219L169 218H167V220ZM168 222H169V220H168ZM173 223H175V222H173ZM54 224H56V225H54ZM167 225L169 226V224H167ZM47 227H49V228L47 229ZM170 229H171V227H170ZM159 231H161V230H159ZM12 232H14L13 236H9V234H11ZM156 232H158V231H156ZM154 233H155V231H154ZM160 235L162 236V232L160 233ZM142 237H143V239H144V237L146 238V240L144 239L145 241L143 240L144 242L142 241ZM34 238H35V236H34ZM16 239H18V238H16ZM22 239H24V238H22ZM40 239H41V241H40ZM150 239H152L154 242H151ZM19 240H20V238H19ZM160 240H161V238H160ZM176 240H178V239H176ZM9 241H10V243H9ZM24 241H25V239L23 240V242ZM19 242L23 243L22 241H19ZM9 245H10V247L14 246V248L11 247L13 250L8 248ZM24 245H25V243H24ZM24 245L21 248L22 252L25 250L23 252V254L30 250L29 247H28V249H27V247H25V249H24ZM38 245H40V244H38ZM38 245L36 246V244H35L34 247L36 246V248L39 249ZM56 246L59 248V250H58L59 252H57V254L55 253L56 252L55 251ZM5 248H7V249H5ZM3 249L6 251L9 249L11 252L8 251L10 253L7 254L6 251H4V252L2 251ZM31 250H36V249L34 248ZM21 251L19 252V250H17L16 254L12 253V256L15 255V257H16V259H15V260H17V261H15V262H17L16 264H24V263L28 264L29 262L26 263L25 261L26 260L30 261V258H32V257L31 256L27 257L29 254L26 253L28 255H25L27 257L26 260L23 259V258H25V256L22 258L24 260L23 261L24 263H23L20 255L17 254V253L21 254ZM167 251H168V253H167ZM2 253H4V254H2ZM17 255H19V256L17 257ZM7 256H9L7 258V260L9 259L8 261L6 260ZM34 258H35V256H34ZM49 259L48 260L46 259V261L44 260L45 262L42 261L43 264H51L52 262ZM11 261H10V264H13V263H11ZM40 262L41 261H39V263ZM32 264H35V260Z\"/></svg>",
	"mask_w": 264,
	"mask_h": 264
}]
</instances>
